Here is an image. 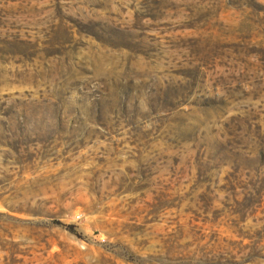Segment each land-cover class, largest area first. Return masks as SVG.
I'll use <instances>...</instances> for the list:
<instances>
[{
    "label": "rangeland",
    "instance_id": "374dc122",
    "mask_svg": "<svg viewBox=\"0 0 264 264\" xmlns=\"http://www.w3.org/2000/svg\"><path fill=\"white\" fill-rule=\"evenodd\" d=\"M0 264H264V0H0Z\"/></svg>",
    "mask_w": 264,
    "mask_h": 264
}]
</instances>
